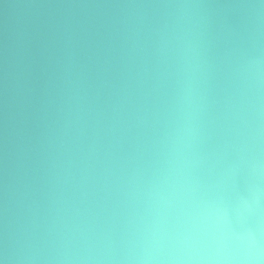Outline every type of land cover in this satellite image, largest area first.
<instances>
[{
    "label": "water",
    "instance_id": "water-1",
    "mask_svg": "<svg viewBox=\"0 0 264 264\" xmlns=\"http://www.w3.org/2000/svg\"><path fill=\"white\" fill-rule=\"evenodd\" d=\"M0 264H264V0H0Z\"/></svg>",
    "mask_w": 264,
    "mask_h": 264
}]
</instances>
